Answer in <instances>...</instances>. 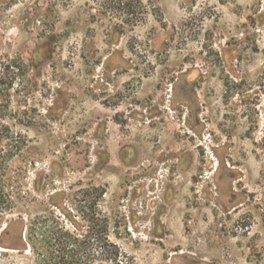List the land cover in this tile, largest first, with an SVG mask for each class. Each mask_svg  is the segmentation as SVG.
Here are the masks:
<instances>
[{
	"label": "rangeland",
	"instance_id": "obj_1",
	"mask_svg": "<svg viewBox=\"0 0 264 264\" xmlns=\"http://www.w3.org/2000/svg\"><path fill=\"white\" fill-rule=\"evenodd\" d=\"M0 171V264H264V0H0Z\"/></svg>",
	"mask_w": 264,
	"mask_h": 264
},
{
	"label": "trees",
	"instance_id": "obj_2",
	"mask_svg": "<svg viewBox=\"0 0 264 264\" xmlns=\"http://www.w3.org/2000/svg\"><path fill=\"white\" fill-rule=\"evenodd\" d=\"M3 172L4 171H0V174L2 173V175H3L2 179H0V212L3 210L2 205H5L6 203H8L9 199H10V195L7 192H5V187H7L6 186V179H7L6 175L7 174L3 173ZM96 215H97L96 219L94 218L93 220H91V223H90L91 224L90 233H92V236H91L90 239H91V241L92 240L96 241L97 245H99V249H100L99 256L100 257L101 256L102 257L107 256L106 260H111L112 261V256L114 254H113V252L108 250V248L111 247V244H110V241H109V235H108L109 227H108L107 221H105V219H102L100 217V215H98V214H96ZM71 223H73L77 227V229H79V230L82 229V227L75 220L72 219ZM14 224H15L14 222L8 224V226H7L5 231L7 233L9 231H11V229L14 226ZM20 224H22V227L20 229L18 238L20 240V244L22 246H24L23 249L27 248V246H29L30 243H31L33 245L32 246L33 248H38L39 251L37 252V254L39 256H42V258H46V256L49 255V254L52 255L51 257L57 258V256L55 254H53V248L55 247V245L50 241L51 239L48 240V238H45L43 236V237H41V239L36 240L35 238L32 237V235H30L29 236L30 243L28 242L29 244H27L26 241L24 243L23 242V238H24V230H26V225L23 226V221ZM67 238H71L68 235V233L60 232V233L57 234L56 241L59 242V245L61 246L60 250H62V251L65 250V244H67ZM2 246H3V244H2ZM86 250H87V245H85L83 243V252L86 251ZM79 260H80L79 264H81L82 263L81 262L82 258L79 259ZM48 262H50V261H48ZM54 262H57V261H54ZM64 263H65V260L64 261L61 260L57 264H64Z\"/></svg>",
	"mask_w": 264,
	"mask_h": 264
}]
</instances>
